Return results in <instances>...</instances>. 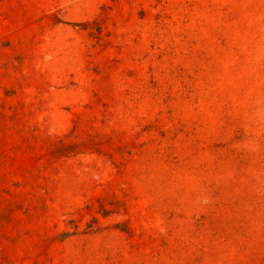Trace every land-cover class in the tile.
Wrapping results in <instances>:
<instances>
[{
    "label": "rangeland",
    "instance_id": "rangeland-1",
    "mask_svg": "<svg viewBox=\"0 0 264 264\" xmlns=\"http://www.w3.org/2000/svg\"><path fill=\"white\" fill-rule=\"evenodd\" d=\"M0 264H264V0H0Z\"/></svg>",
    "mask_w": 264,
    "mask_h": 264
}]
</instances>
